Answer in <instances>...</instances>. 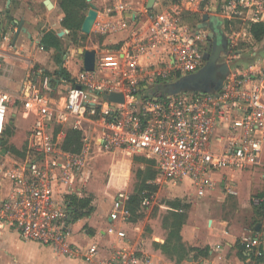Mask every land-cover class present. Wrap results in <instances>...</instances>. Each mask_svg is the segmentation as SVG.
<instances>
[{"label": "built area", "instance_id": "2783aa9c", "mask_svg": "<svg viewBox=\"0 0 264 264\" xmlns=\"http://www.w3.org/2000/svg\"><path fill=\"white\" fill-rule=\"evenodd\" d=\"M192 1L180 0L149 13L146 36L123 51H103L95 58L93 71H78L76 83L61 105L51 101L50 78L41 71L23 82L17 93L0 88V148L10 108L19 106L34 116L25 156L3 172L11 189L0 199L1 224L14 228L26 241L50 245L62 256L81 252L95 264H139L136 253L125 247L100 258L96 243L80 250L69 242L68 210L56 201L53 182L59 178L70 188L68 180L84 167L93 144L106 153L151 159L165 181L176 185L188 180L199 194L212 186L211 176L219 171H246L263 165L264 78L253 66L243 70L227 62L228 73L214 93H161L168 84L205 65L206 47L201 43L207 41V34L182 22L184 9ZM262 4L263 0H226L222 7L229 20L238 8L256 17ZM118 8L124 10V4ZM106 74L119 80L110 86L103 78ZM103 91L121 92L124 102L109 101ZM63 126L82 132L78 153L61 149L53 129ZM86 126L93 128L92 135L86 133ZM3 158L0 152V160ZM128 199L125 191L117 192L109 213L111 221L126 218ZM152 203V196L141 199L143 208ZM116 235L125 237L122 231ZM243 241L247 247L258 244V239L246 237Z\"/></svg>", "mask_w": 264, "mask_h": 264}, {"label": "crops", "instance_id": "0c3cea01", "mask_svg": "<svg viewBox=\"0 0 264 264\" xmlns=\"http://www.w3.org/2000/svg\"><path fill=\"white\" fill-rule=\"evenodd\" d=\"M45 1L46 0H0V59L7 56L4 55L6 51H16L21 57L27 55L28 57H31V59L36 61L39 65H46L44 68L45 70L41 68L40 69L42 70V74L47 75L50 78L51 92H48V94L51 97L56 89L60 90L59 87L66 88L68 92V89L73 86L71 82L62 78H57L56 72L63 68L70 75L71 68H69L67 65L71 63L73 65L72 68L75 69L76 73L74 76H70L74 80V83H76L77 73L83 68V58L78 54L77 48L76 53L81 56V59H79L78 56H76L77 59H75L74 55L65 56V60L61 61V63L58 64L56 62V54L55 62L57 64V68L56 70H54V72H51V62L48 61V59H46L41 52L48 50H57H55L54 48L44 49L40 44V38L44 32L53 31L61 40V34L57 33V29L62 27L61 20L63 17V13L59 8L58 0H48L47 4L45 3ZM91 1L98 11V15L96 18V20L98 19V22L97 24L94 23L96 27L93 31L98 35L99 41L94 43L92 47L88 48H92L96 51V57L100 56L105 50L123 51L136 39L144 38L147 34L149 25L148 14L160 12L164 9H167L169 6L176 4H170L168 0H154L151 8H147L148 0ZM119 4H124V10H119ZM33 5H36L40 9V11L42 12L41 16L33 15ZM218 6L219 0H193L190 4L186 5L185 9L187 10L185 11L191 14L200 13L199 19L195 21L193 26L189 25L184 19L185 12H183L182 22L193 31L206 33L208 37L209 29L204 26L205 21L203 20V16L205 14H207L208 16H218ZM88 9L89 7L85 10L84 17L86 16ZM145 10H147L148 12H146ZM262 12H264V1L261 7V11L256 15V17H253L254 14L248 12L245 13L246 17L244 18V20H248L249 23L256 22ZM20 21H23L22 27L25 28V32L20 31L17 39L14 41V35ZM227 21L228 26L226 27V29L223 24L221 25V27L225 34V37L230 39L231 43L235 45L236 41L238 40L239 33L234 32L231 29V22L229 20ZM79 32L81 34H84L81 31ZM247 34L248 40L255 41L252 35L249 33V30ZM3 36L6 37V40L4 41L2 40ZM20 36H23L22 40L24 43L22 44H20ZM207 43L208 39L204 43L206 48ZM242 53L243 50L232 52L230 58H233L234 61H236L235 59H239ZM4 63V66L2 65V63H0V88L12 93H17L21 84L27 80V76L31 71V66H29L26 70H23V74L22 76H19V79H14V75H16V73L8 70L9 68L6 64V60H4ZM245 69L246 68H243V70ZM46 71L52 73L53 75H50ZM16 85H19L17 86L18 88H13ZM16 107L18 106L12 107L10 109ZM16 123L17 122L15 121V126ZM11 127L12 126H10V128ZM63 127L70 129L67 126ZM12 129L11 134L13 131ZM54 129L53 134L55 135V137H60L61 147V143L67 129L64 131H56ZM4 136V143L0 148L1 154L4 155V158L0 160V199L5 198L9 194L11 189L9 182L6 181L5 178H3L4 170L18 163L20 158L25 156V154L21 152V150L16 149L23 154L20 157L16 155L18 157V160H16V158L11 155L10 148L7 146L10 145V136L6 134V132L4 133ZM3 148L6 150L5 153H2L1 151ZM262 164V166H256L255 168L264 167V162H262ZM144 167L145 164L143 163L139 169L142 170L144 169ZM156 172V178L154 181H152V183L154 184L160 182L161 180H164L157 169ZM233 172L241 171H230L226 169L213 174L211 176L213 182L212 186L207 187L204 192L199 195H204L208 191L214 192V187L216 184L224 186V180L228 176V173ZM53 184L54 197L56 201L60 204H64L65 207H67L65 203V197L67 195H75L78 198L91 199L93 212L89 216L82 217L77 221H73L72 219L71 223L66 220L69 230L68 239L70 237L72 238L76 236L79 238L84 237L85 239H87L88 242H86L84 245H79L78 242H76V240H74L73 238L72 242L69 240L73 247L80 250H84L86 246L91 243H96L99 248L98 257L100 258L107 257L116 248L125 247L136 253V256L140 261L139 264H264V261L257 262L256 260V257L259 256L264 258V223H257V221V224L254 223L255 225L252 230L243 234L241 236L242 239H239L237 235L231 233L226 229L228 223L225 220H218L215 217L208 218L206 220V228H202L201 225L195 224L189 213H187V219L180 231L183 242L187 245V247H208L209 252L207 256H198V259H195L196 254L194 252H191L187 258L183 259L179 263H176L174 260L165 255L160 248L167 236V231L163 227V218L167 215L168 210L165 203L163 207L166 210L161 219V227L158 223H156L155 225L151 224L154 222L152 220H149L151 226L150 228L145 227L144 230L140 223L142 222L141 216L145 213L146 208H143L141 206V202L136 213L132 215V213L127 208V200L125 202L126 209L128 210V215L126 216V218H120L117 221H111L109 219V213L116 195L112 200L109 211H107V207L105 205L97 206L95 205L96 201H92L91 197L82 196L81 194H76L75 191H72L74 190L72 189V184L70 188H67L60 182L59 178L55 180ZM167 184L170 183L167 182ZM176 185H178L177 187L180 188L182 186H186L197 191L196 186L188 180H185L182 183ZM176 185L172 186L176 187ZM120 190L125 191L127 194H129V196L133 193V191L131 193H128L124 188L117 190V192ZM213 192H210L209 194H212ZM67 210L69 211L72 209L67 207ZM257 212L262 213L264 212V210L258 209ZM72 215L73 211L71 214V218ZM186 224L187 236L184 234V228ZM84 226H88V228L93 231V235H90L86 230H84ZM146 230L149 231V233L144 235V231L146 232ZM117 231L124 232L125 237H117ZM246 237L258 239V244L254 247H247L243 241ZM240 246H242L243 248V254L240 253ZM44 247H48L51 250L49 251ZM48 252H50V256ZM42 257L45 258V261L42 259ZM0 264H95V260L87 261L83 257L81 252L79 253V255L71 257L62 256L57 253L55 249L50 245H44L34 241H26L14 228L4 226L0 223Z\"/></svg>", "mask_w": 264, "mask_h": 264}, {"label": "rangeland", "instance_id": "374dc122", "mask_svg": "<svg viewBox=\"0 0 264 264\" xmlns=\"http://www.w3.org/2000/svg\"><path fill=\"white\" fill-rule=\"evenodd\" d=\"M226 0H219L218 8V18L222 21V24L226 29V12L224 11L222 5ZM264 1V0H263ZM184 9V19L189 25H194L195 21L199 19L200 13L191 14L187 13ZM33 15L41 16L42 12L40 9L33 5L32 8ZM246 11L238 8L237 13L231 15V29L239 33L238 40L236 44L229 48V53L221 59V62H229L230 66L237 67L239 69L247 68L249 65L254 67V72L262 75L264 78V39L260 42H255L253 40H248V20H244L246 17ZM244 20V21H243ZM98 19L95 21L97 24ZM38 26V25H37ZM96 25H94L91 33L85 35V37H80L79 32L76 35V42H73V33L67 31L60 27L57 29V33L61 34V47L60 50H48L42 51L43 56L51 62V72H54L57 68L55 62L56 54L61 56V61H64L65 56L74 55V58L81 59L76 53L77 48L90 49L92 45L98 42L99 38L93 30H95ZM226 32V30H225ZM89 36V37H88ZM23 36H20V44L23 42ZM202 46L205 44L202 41ZM92 49V48H91ZM10 50V49H8ZM237 50H243V53L239 59H230L232 52ZM3 53V52H2ZM2 57L0 63L4 66V60L8 65V70L16 73L14 79H19L22 76L23 70H26L31 66V71L27 76L28 80H31L36 76L37 72L42 73L41 69L45 66L39 65L36 61L28 57L27 55L20 56L16 51H6ZM4 58V59H3ZM42 66V67H41ZM71 68V76H74L76 71L72 68V64L67 65ZM66 66V67H67ZM41 68V69H40ZM262 69V73H261ZM45 70V69H44ZM49 73L48 71H46ZM53 75L52 73H49ZM102 76V75H101ZM103 78L108 79V85L113 86L118 77L109 75L103 76ZM121 81V79H120ZM17 82V80H16ZM16 85L13 88H18ZM60 90L56 89L52 96L51 101L56 105H61L65 102L67 96V89L59 87ZM49 92V91H48ZM34 116L29 112H25L19 106L9 110L8 113V124L6 127L12 126V134L9 135L11 155L18 160L17 156L11 149L21 150L24 154L28 149L32 131ZM15 121L16 126H15ZM12 124V125H11ZM14 125V127H13ZM66 127H55L54 130H66ZM86 133H93L92 127H85ZM92 151L88 156L84 167L78 172L76 176H71L68 182L72 184V191L82 196H89L92 201H96L95 205H105L107 211L110 209L113 198L116 195L117 190L124 188L128 193L134 191L135 184L137 182V172L142 166V160L138 158H144L130 153H112L103 152L98 150L97 146L93 144ZM144 162V161H143ZM11 163V161H10ZM224 186L219 184L215 185L214 192L208 191L204 195H199V193L186 186L177 187L178 185L172 186L167 184L164 180L157 182V190L153 196V203L150 207L146 208L145 213L142 214V222L140 225L144 228H150L151 224L158 223L161 227V219L165 214V208L163 207L165 200L180 198L182 201L190 204L189 215L195 224L201 225L202 228H206V220L211 217H215L218 220H225L228 225L226 229L231 233L242 239V235L251 231L255 224L264 223V212L258 213L257 208L264 203V167L254 168L247 171L228 173V176L224 180ZM59 185V184H58ZM227 188H230L235 193H230ZM71 191V192H72ZM213 192L212 194H209ZM152 220L154 223L149 222ZM258 221V222H257ZM257 222V223H256ZM255 223V224H254ZM149 231H144V235L148 234ZM184 234L187 236V224L184 228ZM79 245H84L88 242L84 237H72ZM71 237L69 240L72 242ZM47 250H51L48 247H44ZM49 256H50V252ZM45 261V258L42 257Z\"/></svg>", "mask_w": 264, "mask_h": 264}, {"label": "trees", "instance_id": "16d2710c", "mask_svg": "<svg viewBox=\"0 0 264 264\" xmlns=\"http://www.w3.org/2000/svg\"><path fill=\"white\" fill-rule=\"evenodd\" d=\"M170 4L178 3L180 0H168ZM59 8L63 13L61 20V26L73 33V42H76V35L80 31L82 21L84 19V12L89 7L86 0H58ZM228 21H226V27L228 26ZM249 33L252 35L256 42H260L264 39V12H262L256 22L249 23ZM80 37H85L81 34ZM40 44L44 49L54 48L55 50H60L61 40L53 31L44 32L40 38ZM56 62L61 63V56L57 54ZM57 78L65 79L75 85L74 80L71 76L61 68L56 72ZM6 134H11L10 126L5 129ZM4 143V142H3ZM82 146V134L80 131L67 129L65 136L61 143L62 150L69 153H78ZM13 153L17 156H22L23 154L12 149ZM142 160L145 164L144 169H139L137 172V182L133 193L129 196L127 208L134 215L138 210L141 199L143 196H154L157 190V185L152 183L156 178L155 163L151 159L138 158ZM144 161V162H143ZM65 203L67 207L71 208L73 211L72 219L77 221L82 217H87L93 212V207L91 206L90 198H78L75 195H67L65 197ZM165 205L167 206V215L163 218V227L167 231V236L164 243L160 246L162 252L167 255L170 259L174 260L176 263L181 262L183 259L187 258L191 252H194L195 259L198 256H207L209 252L208 247L204 248H193L187 247L183 242L180 231L182 226L185 224L187 219V213L190 209V204L182 201L179 198L172 200H166ZM258 209L264 210V203L258 206ZM90 235H93V231L88 228V226L83 227ZM242 246H240L241 254ZM239 250V251H240ZM257 262L264 261L261 256L256 257Z\"/></svg>", "mask_w": 264, "mask_h": 264}, {"label": "water", "instance_id": "95a60500", "mask_svg": "<svg viewBox=\"0 0 264 264\" xmlns=\"http://www.w3.org/2000/svg\"><path fill=\"white\" fill-rule=\"evenodd\" d=\"M154 0H148L147 8H151ZM88 3L89 9L86 16L84 17L80 31L84 34H90L92 27L96 21L98 11L95 5L91 0H86ZM48 3V0L45 1ZM205 21L204 26L209 29L208 33V45L206 50L203 53V59L205 65L199 71L194 74L180 78L174 83L168 84L165 86L161 93H176L180 91H195V92H204V93H214L219 90L222 85V79L220 77L225 76L228 73V64H217L220 53L223 51L224 45L229 43V40L225 37V34L222 30V21L216 15L208 16L205 14L203 16ZM23 21H20L17 26V30L14 35V41L17 39L20 31L25 32V28L22 27ZM213 47V51L211 49ZM78 54L83 58V68L86 71H93L95 65L96 51L93 49H77ZM220 75V77H219ZM103 96L109 101L114 103H123L124 95L121 92H107L103 91ZM2 153H5L6 150L3 148ZM72 210L68 211V222H72L71 218Z\"/></svg>", "mask_w": 264, "mask_h": 264}, {"label": "flooded vegetation", "instance_id": "af4514ba", "mask_svg": "<svg viewBox=\"0 0 264 264\" xmlns=\"http://www.w3.org/2000/svg\"><path fill=\"white\" fill-rule=\"evenodd\" d=\"M207 45H208V43H207ZM213 51V47H212V49H211V52ZM228 53H229V45L227 44V45H224V47H223V51L220 53V56H219V58H218V60L216 61V63L217 64H223V63H227V62H221V59L223 58V57H225L226 55H228ZM219 77H220V75H219ZM221 79H222V77H220Z\"/></svg>", "mask_w": 264, "mask_h": 264}]
</instances>
